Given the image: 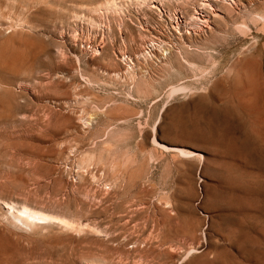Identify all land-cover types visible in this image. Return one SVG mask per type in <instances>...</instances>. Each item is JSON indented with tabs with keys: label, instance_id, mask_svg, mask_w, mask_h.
<instances>
[{
	"label": "rangeland",
	"instance_id": "1",
	"mask_svg": "<svg viewBox=\"0 0 264 264\" xmlns=\"http://www.w3.org/2000/svg\"><path fill=\"white\" fill-rule=\"evenodd\" d=\"M0 31V264H192L208 218L198 264H264V0H0Z\"/></svg>",
	"mask_w": 264,
	"mask_h": 264
},
{
	"label": "bare ground",
	"instance_id": "2",
	"mask_svg": "<svg viewBox=\"0 0 264 264\" xmlns=\"http://www.w3.org/2000/svg\"><path fill=\"white\" fill-rule=\"evenodd\" d=\"M106 9H107V7H105ZM5 31V30H4ZM4 31H0V38L1 37H3V36H5V34L6 33H4ZM7 35V34H6ZM3 39V38H2ZM1 40V39H0ZM3 41V40H2ZM5 46H6V44H4ZM8 45V44H7ZM25 45V44H24ZM3 46V45H2ZM7 47H9V46H7ZM5 48V47H4ZM6 49V48H5ZM5 49H4V51H5ZM2 52H3V50H2ZM1 52V53H2ZM8 52H9V48H8ZM7 52V53H8ZM10 53V56L13 54V53H11V52H9ZM3 54H4V52H3ZM2 54V55H3ZM19 54V53H18ZM7 55V54H6ZM6 55H4V56H1V57H3V60L4 61H6V59L7 58H5V57H7ZM13 58L15 57V56H12ZM5 58V59H4ZM13 58H12V60H13ZM15 58H18V57H15ZM1 60H0V64H1V62L3 61L2 60V58H0ZM9 59H11V58H8V60ZM7 60V61H8ZM11 61V60H10ZM239 62V61H238ZM254 62V61H253ZM253 62H252V65H254L253 64ZM6 63H8V62H6ZM13 63H14V60H13ZM3 64V63H2ZM1 64V65H2ZM250 65H251V63H249ZM4 65V64H3ZM6 65V64H5ZM11 66V65H10ZM10 66H9V68H10ZM13 66V65H12ZM3 68V67H2ZM245 68H246V66L245 65H241V66H239V67H237V71H236V79L237 80H240L241 78H242V76H243V74H244V70H245ZM262 70V69H261ZM255 71V70H254ZM248 75V74H247ZM247 81V80H246ZM252 83V82H251ZM257 88V87H256ZM246 89V88H245ZM254 89V88H253ZM252 89V90H253ZM262 89V88H261ZM261 89H259V90H261ZM176 91V90H175ZM257 92V91H256ZM255 94V93H254ZM257 94V93H256ZM260 94H263V93H260ZM245 95V94H244ZM249 95H251V94H249ZM248 95V96H249ZM252 96V95H251ZM246 97V96H245ZM253 97H256V96H253ZM255 100V99H254ZM260 100H262V99H260ZM252 102H253V100H252ZM257 102V101H256ZM258 103V102H257ZM246 104V103H245ZM251 104V106L250 105H248L249 106V108L250 107H252V105H253V103H250ZM256 103H254V105H255ZM258 106V105H257ZM261 106V105H260ZM259 107V106H258ZM260 108V107H259ZM257 109V108H256ZM255 110V109H254ZM257 115V114H256ZM262 118V117H261ZM259 119H260V117H259ZM262 120H260V122H261ZM259 122V123H260ZM262 123V122H261ZM261 127H264V125L263 126H261ZM192 132V131H191ZM165 133V135L166 136H170L169 134V132L167 131V132H163V134ZM191 135V134H190ZM194 135V134H193ZM192 135V136H193ZM198 135V134H197ZM189 136V135H188ZM204 137V136H203ZM188 141L190 140L191 142H196V140L195 139H193V138H191L190 139V136H189V139H187ZM153 143H154V145L155 146H157V147H159V148H161V149H163L164 151H166V152H172V153H174V154H177V156L178 157H180V158H184V159H193V160H197L199 163H203L204 162V156L202 155V154H200V153H198V152H193V151H189V150H186V149H184L183 147H181V146H183L182 144H181V146L179 145V146H171V147H166V146H163V145H160V144H157L156 143V141L155 140H153ZM175 145L177 144V143H174ZM198 149V148H197ZM201 149V148H200ZM202 150V149H201ZM190 171L191 172H193V173H195V168H193V167H191L190 168ZM214 192V191H213ZM213 196H214V194H213ZM223 197V196H222ZM192 199V198H191ZM188 200H189V198H188ZM25 205V204H24ZM207 201H199V206L200 207H202L203 209H205V210H207ZM10 207V206H9ZM32 208V207H31ZM31 208H28L27 207V204H26V206H23V207H21V210L18 212V213H15V212H12V210L10 211V212H8L6 215H5V218H6V220L9 222V224H11V225H13V226H17V227H22V228H32V227H36L37 225L38 226H40V224H38V222H45V221H50V220H52V219H54V218H56L57 219V217H55V216H50L48 213H44V211L42 212V211H38V210H33V209H31ZM211 208V207H210ZM17 209V208H16ZM20 209V208H19ZM19 209H17V210H19ZM193 209V208H192ZM195 209V208H194ZM197 209V208H196ZM9 211V210H8ZM207 213V212H206ZM193 216H194V214H193ZM197 217V216H196ZM213 218H208L207 219V231H205L204 232V237H205V241L204 242H200L199 243V240H197L198 241V243H197V241H196V243H197V247H191L192 249L186 254V258H190L191 256H194V255H192L195 251L197 252L198 250H200V255H199V258L196 260V261H192V264H198V263H200V261L201 260H205V261H207V255H208V252H209V250L211 249V247H212V245L210 244V242H208V239L210 238V236L211 235H213V234H211L210 235V232H212V230L215 228V227H219V223L217 222V221H215V219L214 220H212ZM62 220V219H61ZM63 220H64V218H63ZM67 221V220H66ZM64 222V221H63ZM68 223H70V221L68 222ZM51 224V223H50ZM43 225V224H42ZM65 225H67V223L65 224ZM223 225H224V223H223ZM12 226V227H13ZM69 226H71L70 224H69ZM190 226V225H189ZM225 227V226H224ZM227 227V226H226ZM66 228V227H65ZM72 228V227H71ZM182 228V227H181ZM190 228H191V226H190ZM21 229V228H20ZM33 229V228H32ZM178 229V228H177ZM195 229H193L192 231H194ZM229 231V230H228ZM218 235V234H217ZM193 235H191L190 236V239H191V237H192ZM221 236H223V235H221ZM229 237V236H228ZM227 237V238H228ZM195 238V237H194ZM202 238V237H201ZM230 238H232V237H230ZM193 239V238H192ZM196 239H198V238H196ZM207 240V241H206ZM227 240V239H226ZM229 240V239H228ZM193 241V240H192ZM201 241V240H200ZM218 241V240H217ZM221 241V240H220ZM236 241V240H235ZM188 242V241H187ZM195 242V241H194ZM222 242V241H221ZM226 242V241H225ZM190 243H191V241H190ZM195 243V244H196ZM224 242H222L221 243V245L223 244ZM160 244V243H159ZM192 244H194L193 242H192ZM161 245H162V243H161ZM214 245V244H213ZM160 246V245H159ZM194 246V245H193ZM227 246V245H226ZM231 246V245H230ZM229 246V247H230ZM190 247V246H189ZM215 247V246H214ZM234 247V246H233ZM227 248V247H226ZM225 248V249H226ZM231 249V248H230ZM183 250V249H182ZM220 251H223V249L221 250L220 249ZM227 251V250H226ZM225 251V252H226ZM230 251V250H229ZM178 252H181L180 250L179 251H177V253ZM196 252H195V254H196ZM213 252H215L214 251V249H213ZM177 253H175V254H177ZM182 253H183V251H182ZM227 253H229L228 251H227ZM181 254V253H180ZM179 254V255H180ZM226 254V253H225ZM178 255V254H177ZM216 255V254H215ZM182 256V255H181ZM208 256H210L211 257V255H208ZM168 257H169V255H168ZM171 258H172V256H171ZM180 258V257H179ZM187 259V260H188ZM210 259V258H209ZM245 259V258H244ZM186 260V259H185ZM185 260H183V262L185 261ZM186 260V261H187ZM185 261V262H186ZM210 261V260H209ZM174 262V261H173ZM208 263H211V262H208ZM207 263V264H208ZM206 264V263H205Z\"/></svg>",
	"mask_w": 264,
	"mask_h": 264
}]
</instances>
